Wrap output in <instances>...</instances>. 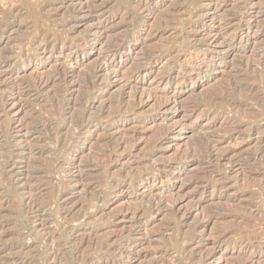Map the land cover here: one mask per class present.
I'll return each mask as SVG.
<instances>
[{
    "label": "rangeland",
    "instance_id": "374dc122",
    "mask_svg": "<svg viewBox=\"0 0 264 264\" xmlns=\"http://www.w3.org/2000/svg\"><path fill=\"white\" fill-rule=\"evenodd\" d=\"M112 263L264 264V0H0V264Z\"/></svg>",
    "mask_w": 264,
    "mask_h": 264
},
{
    "label": "bare ground",
    "instance_id": "6f19581e",
    "mask_svg": "<svg viewBox=\"0 0 264 264\" xmlns=\"http://www.w3.org/2000/svg\"><path fill=\"white\" fill-rule=\"evenodd\" d=\"M94 32H97V30L96 31H94ZM99 33V32H98ZM98 33H96L97 35H99ZM84 38V37H83ZM117 43V45H118V42H116ZM120 43V42H119ZM116 46V45H115ZM114 46V47H115ZM113 47V46H112ZM109 50H110V48H109ZM112 50V49H111ZM117 54V53H116ZM114 56V55H113ZM146 65H148V64H146ZM99 70V69H98ZM97 71V70H96ZM67 74V73H66ZM99 74H101V73H99ZM98 75V74H97ZM96 75V76H97ZM102 76V75H101ZM103 77V76H102ZM101 77V78H102ZM98 78V77H97ZM106 78V77H105ZM167 78H169V77H167ZM162 79V78H161ZM86 80H88V79H86ZM106 80V79H105ZM168 80V79H167ZM54 81V80H53ZM93 81V80H92ZM94 81H96V80H94ZM98 81V80H97ZM100 81V80H99ZM101 81H102V79H101ZM107 81V80H106ZM91 82V81H90ZM89 83V82H88ZM96 83V82H95ZM95 83H94V85H95ZM132 84V83H131ZM45 85H48V80H39V81H37V82H35V84H34V87L36 88V89H41V90H43L44 89V86ZM91 85V84H90ZM93 86V85H92ZM91 87V86H90ZM130 88H131V86H130ZM86 96H87V94H86ZM137 96V95H136ZM90 97V96H89ZM139 98V97H138ZM137 98V99H138ZM140 98H142V97H140ZM91 98H89V100H90ZM136 99V98H135ZM92 100V99H91ZM90 100V101H91ZM141 100V99H140ZM137 101H139V100H136L135 102H137ZM88 102V101H87ZM84 103V102H83ZM82 103V104H83ZM123 102H121V104H122ZM119 103H117L116 105H115V107L113 106V108L111 107L112 106V104H109V106L112 108V109H110V107L109 108H105L104 110H105V112H108V114L111 116H118V115H121V113L122 114H124L126 111H128L130 108H128V110H124L125 112L123 113V109H124V107H122V106H117ZM126 104V103H125ZM137 104V103H136ZM87 105V104H86ZM114 105V104H113ZM138 105V104H137ZM89 106H91V105H89ZM134 106H135V103H134ZM196 106H198V105H196ZM84 107V106H83ZM108 107V106H107ZM85 108V107H84ZM123 108V109H122ZM196 108V107H195ZM87 109V108H86ZM126 109V108H125ZM136 109V108H135ZM131 110V109H130ZM134 110V109H133ZM132 112V111H131ZM135 112V111H134ZM127 113V112H126ZM125 113V114H126ZM128 113H130L129 111H128ZM104 114V113H103ZM107 114V113H106ZM133 114V113H132ZM108 115V116H109ZM104 116V115H103ZM103 116H101V117H103ZM107 115H105V117L104 118H107L106 117ZM109 116V117H110ZM81 118V117H80ZM83 118V117H82ZM85 118V117H84ZM98 119V118H97ZM78 121V120H77ZM82 121V120H81ZM85 121V119H83V121L82 122H84ZM71 123V122H70ZM79 123V121L76 123V125ZM34 125H35V123H34ZM37 125V124H36ZM71 125V124H70ZM75 125V126H76ZM79 126H81V124L79 125ZM78 128V127H77ZM80 128V127H79ZM37 129V128H36ZM38 130H39V127H38ZM161 138V137H160ZM162 139V138H161ZM111 140H112V138H111ZM129 141V140H128ZM113 142H117L116 141V139H115V141H113ZM122 143H125L126 142V139L125 140H123V141H121ZM159 142H160V140H159ZM106 143V142H105ZM111 143H112V141H111ZM114 143V144H115ZM120 143V142H119ZM119 143H116V144H119ZM129 143V142H128ZM107 144H108V142H107ZM106 144V145H107ZM110 144V143H109ZM121 145V143L119 144V146ZM122 145H124V144H122ZM110 146V145H109ZM114 147V146H113ZM113 147H112V150H114L113 149ZM115 148V147H114ZM116 149V148H115ZM119 150V149H118ZM112 152H114V151H112ZM117 152V151H116ZM105 154V153H104ZM115 154V153H114ZM107 155V154H106ZM109 155V154H108ZM111 156V154L109 155V156H107V157H110ZM103 158V157H102ZM105 158V157H104ZM103 158V159H104ZM109 159V158H108ZM111 160V159H110ZM104 161H106V159H104ZM81 165H83L82 163H80V165L79 166H77L76 168H77V170H78V179H77V181H79V182H82V180L84 179V174H83V171H85V167H87V165L86 164H84L83 166H81ZM170 166V165H169ZM120 186V185H119ZM31 202H32V206H36V201L35 200H33V199H31ZM159 208V207H158ZM152 209H153V206H152ZM160 210V209H159ZM67 213H69V212H67ZM113 264V263H112Z\"/></svg>",
    "mask_w": 264,
    "mask_h": 264
}]
</instances>
